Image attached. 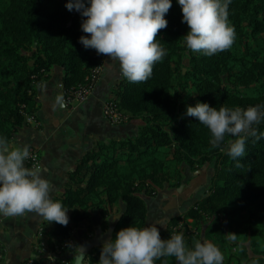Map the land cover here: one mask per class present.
<instances>
[{
	"label": "trees",
	"instance_id": "trees-1",
	"mask_svg": "<svg viewBox=\"0 0 264 264\" xmlns=\"http://www.w3.org/2000/svg\"><path fill=\"white\" fill-rule=\"evenodd\" d=\"M66 3L0 0V135L10 142L27 124L26 115H35L38 89L53 67L65 68L62 86L68 92L88 81L103 55L80 43L81 35L90 34L82 31L81 14L69 11ZM182 15L181 6L173 0L165 14L168 25L157 33L167 54L154 64L152 76L133 83L122 75L116 84L111 99L131 118L141 117L143 127L135 136L98 142L79 160L56 198L69 208V223L43 225L49 245L69 239L72 224H87L91 208H100L106 218L108 206H126L112 237L131 224L143 227L147 208L141 193L153 195L165 185L179 187L183 165L199 168L213 162L210 194L172 219L161 237L169 238L174 227L187 219L195 225L207 222L211 227L207 237L239 247L237 264H252L254 259L264 264V252L250 257L241 246L247 237L264 234V138H249L247 154L233 160L226 149L211 146L206 126L184 114L197 101L245 108L264 103V0H231L234 43L212 56L186 47L183 36L189 26L182 22ZM258 128L264 131V123ZM231 139L226 137L225 144ZM180 233L186 243L201 238L190 233L185 223ZM228 233L235 239L229 240ZM100 254L99 248H92L86 260L95 262ZM164 260L176 264L174 257L155 264Z\"/></svg>",
	"mask_w": 264,
	"mask_h": 264
},
{
	"label": "clouds",
	"instance_id": "clouds-1",
	"mask_svg": "<svg viewBox=\"0 0 264 264\" xmlns=\"http://www.w3.org/2000/svg\"><path fill=\"white\" fill-rule=\"evenodd\" d=\"M173 0H67L66 8L81 14L80 43L97 54H106L118 61L121 73L130 82L148 80L153 66L162 61L167 50L157 39L159 30L166 28L165 14ZM182 10V22L189 26L183 36L186 47L194 53L212 56L229 49L236 32L229 20L231 0H177ZM187 116L196 117L210 133L213 148L227 151L233 159L244 157L249 138L260 140L264 131L258 126L264 123V103L248 107H219L209 102L197 101L186 107ZM231 136L225 144L226 137ZM223 145V146H222ZM29 144L13 146L0 135V216L14 217L28 213L50 222L67 225L69 208L53 198L54 185L44 175L45 169L29 167ZM158 225L162 221L144 227L132 224L121 228L115 237L104 240L98 264H155L165 257H174L176 264H223L222 250L210 240H196L189 247L183 233L161 237ZM228 239L235 236L228 233ZM86 247L80 245L74 252L73 264H86ZM163 264H167L164 260ZM252 264H258L254 259Z\"/></svg>",
	"mask_w": 264,
	"mask_h": 264
},
{
	"label": "crops",
	"instance_id": "crops-1",
	"mask_svg": "<svg viewBox=\"0 0 264 264\" xmlns=\"http://www.w3.org/2000/svg\"><path fill=\"white\" fill-rule=\"evenodd\" d=\"M99 61L103 63V72L93 94L86 102L74 108H68L65 104L62 106L59 99L65 68L53 67L38 89L35 123L20 128L11 142L13 146L29 144L30 150L38 154L39 164L45 169L44 175L54 185L52 194L54 199L63 193L68 174L76 168L84 154L95 148L98 142L108 143L132 137L143 127L142 119L122 125H113L104 119L103 107L113 97L114 88L122 73L119 62L110 60L106 54H103ZM26 164L32 167L27 161ZM182 175L181 184H184L182 188L181 185L179 187L165 185L153 195L141 193L147 208L143 227L162 221L165 226L158 227L160 232L164 233L172 219L182 216L197 201L205 199L210 194L209 185L214 175L211 168L206 165L202 168L183 165ZM122 208L121 203L108 206L106 218L103 217L100 208H91L87 224L81 226L72 224L71 237L76 246L74 250L78 252L80 245H83L86 252L92 248H99L101 251L104 240L112 238ZM46 222L50 221L35 213L14 217L0 216V241L6 251L1 264H25L28 259L35 257V244L40 239L38 231ZM184 223L197 230L195 235L200 236L201 241L203 238L210 240L222 250L223 264H237L239 247L224 246L207 237V232L211 228L209 223L195 225L193 219H187L174 227L173 233H180ZM222 223L227 224V221L223 220ZM263 236L264 234L258 237ZM254 238L249 236L241 243L250 257L264 252L254 247ZM187 245L193 247L194 241ZM50 246L60 249L64 247V240L61 245ZM64 256L70 260L74 258L69 249Z\"/></svg>",
	"mask_w": 264,
	"mask_h": 264
},
{
	"label": "built area",
	"instance_id": "built-area-1",
	"mask_svg": "<svg viewBox=\"0 0 264 264\" xmlns=\"http://www.w3.org/2000/svg\"><path fill=\"white\" fill-rule=\"evenodd\" d=\"M103 72V63L99 64L92 70L88 81L85 84L79 85L75 88H72L68 92L63 94V102L68 108H74L76 105H80L86 102L90 96L93 94ZM103 117L104 119L113 125H122L130 121V115L123 111L118 103L112 99L108 100L103 107ZM26 123L31 124L35 123V115H26ZM31 151V156L27 160L31 166L39 165L38 154L34 150ZM188 231L190 233H196L197 230L193 227L188 226ZM197 234V233H196ZM40 239L35 244V257L28 259L25 264H73V261L66 258L63 253L65 250H74L76 248L75 241L70 237L67 240H64V247L57 249L52 248L48 242L44 239L45 234L43 227L38 231ZM5 248L0 241V264L5 259ZM100 255L97 256V260L91 261L86 260V264H98Z\"/></svg>",
	"mask_w": 264,
	"mask_h": 264
},
{
	"label": "rangeland",
	"instance_id": "rangeland-1",
	"mask_svg": "<svg viewBox=\"0 0 264 264\" xmlns=\"http://www.w3.org/2000/svg\"><path fill=\"white\" fill-rule=\"evenodd\" d=\"M34 64V63H33ZM142 119L141 117L137 116V117H133V118H130V121L131 122L132 120H140ZM232 138V137H231ZM226 149V148H225ZM206 166H208L209 168H211L213 171H215V165L213 162H210V163H206L205 164ZM204 165V166H205ZM198 166V165H197ZM203 167V166H202ZM202 167H199V168H202ZM253 243H254V247L256 249H259L261 251H264V236L263 237H257V238H254L253 239Z\"/></svg>",
	"mask_w": 264,
	"mask_h": 264
},
{
	"label": "water",
	"instance_id": "water-1",
	"mask_svg": "<svg viewBox=\"0 0 264 264\" xmlns=\"http://www.w3.org/2000/svg\"><path fill=\"white\" fill-rule=\"evenodd\" d=\"M30 65L32 66L33 63L31 62ZM184 72H185V70H184ZM63 94H64V88L62 87V89L60 90V97H59L62 106H64L63 105L64 104V102H63ZM182 187H184V184H181V188ZM125 211H126V206H123L121 214H119V216H118L119 220L122 218V215L124 214ZM203 240H205V238H203Z\"/></svg>",
	"mask_w": 264,
	"mask_h": 264
}]
</instances>
